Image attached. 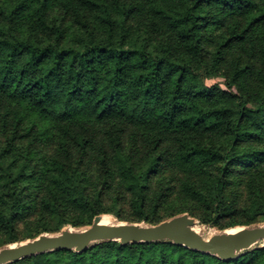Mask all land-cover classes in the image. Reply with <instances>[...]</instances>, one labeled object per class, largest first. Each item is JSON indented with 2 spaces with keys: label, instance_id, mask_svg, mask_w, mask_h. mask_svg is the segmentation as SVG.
Segmentation results:
<instances>
[{
  "label": "trees",
  "instance_id": "trees-1",
  "mask_svg": "<svg viewBox=\"0 0 264 264\" xmlns=\"http://www.w3.org/2000/svg\"><path fill=\"white\" fill-rule=\"evenodd\" d=\"M101 213L264 223V0H0V246ZM8 264H264V246L102 241Z\"/></svg>",
  "mask_w": 264,
  "mask_h": 264
},
{
  "label": "water",
  "instance_id": "water-1",
  "mask_svg": "<svg viewBox=\"0 0 264 264\" xmlns=\"http://www.w3.org/2000/svg\"><path fill=\"white\" fill-rule=\"evenodd\" d=\"M101 213L92 223L81 228L64 226L57 233H41L36 237L0 247V264L54 250L86 251L102 241H120L122 245L141 242L172 241L174 244L209 253L223 260L239 258L247 251L264 244V223L238 226L210 235L198 232L199 220L188 213L178 214L157 224L117 221L102 222ZM231 229H234L231 231Z\"/></svg>",
  "mask_w": 264,
  "mask_h": 264
},
{
  "label": "bare ground",
  "instance_id": "bare-ground-1",
  "mask_svg": "<svg viewBox=\"0 0 264 264\" xmlns=\"http://www.w3.org/2000/svg\"><path fill=\"white\" fill-rule=\"evenodd\" d=\"M102 222L111 224V223L117 222V220L111 214H106V215H104ZM195 229L202 234H205V232H206L204 230L205 228L202 225H200L199 222L197 223ZM234 229H237V228H234ZM234 229H231V231Z\"/></svg>",
  "mask_w": 264,
  "mask_h": 264
},
{
  "label": "rangeland",
  "instance_id": "rangeland-1",
  "mask_svg": "<svg viewBox=\"0 0 264 264\" xmlns=\"http://www.w3.org/2000/svg\"><path fill=\"white\" fill-rule=\"evenodd\" d=\"M220 81H222L220 78H216V79H211V80H209V82H211V83H215V82H220ZM111 215L118 221L119 219H118V217L115 215V214H113V213H111ZM200 223V222H199ZM200 225H202L205 229V234L206 235H209V234H212V233H214V232H219V230L218 229H216V228H212V227H209V226H207V225H204V224H200ZM15 243H18V242H15ZM12 244H14V243H12ZM262 246H264V244H262V245H260L259 247H262ZM1 247V246H0Z\"/></svg>",
  "mask_w": 264,
  "mask_h": 264
}]
</instances>
